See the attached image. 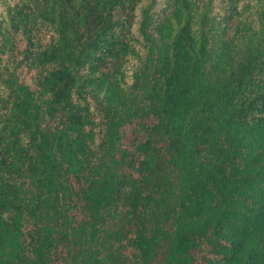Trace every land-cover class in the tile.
<instances>
[{"label": "trees", "instance_id": "trees-1", "mask_svg": "<svg viewBox=\"0 0 264 264\" xmlns=\"http://www.w3.org/2000/svg\"><path fill=\"white\" fill-rule=\"evenodd\" d=\"M0 264H264V0H0Z\"/></svg>", "mask_w": 264, "mask_h": 264}]
</instances>
